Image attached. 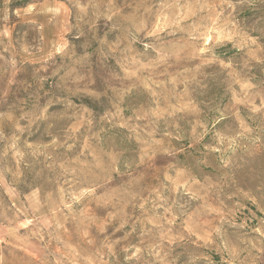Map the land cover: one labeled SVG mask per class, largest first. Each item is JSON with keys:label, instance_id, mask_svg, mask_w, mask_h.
I'll return each mask as SVG.
<instances>
[{"label": "rangeland", "instance_id": "1", "mask_svg": "<svg viewBox=\"0 0 264 264\" xmlns=\"http://www.w3.org/2000/svg\"><path fill=\"white\" fill-rule=\"evenodd\" d=\"M0 264H264V0H0Z\"/></svg>", "mask_w": 264, "mask_h": 264}]
</instances>
